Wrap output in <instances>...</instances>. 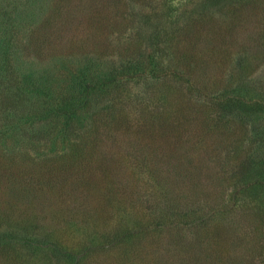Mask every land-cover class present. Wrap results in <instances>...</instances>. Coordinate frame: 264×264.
I'll use <instances>...</instances> for the list:
<instances>
[{
    "label": "rangeland",
    "instance_id": "rangeland-1",
    "mask_svg": "<svg viewBox=\"0 0 264 264\" xmlns=\"http://www.w3.org/2000/svg\"><path fill=\"white\" fill-rule=\"evenodd\" d=\"M178 1L0 0V167L17 174L0 182V239L17 264H75L68 254L76 264H262L252 229L260 217L229 182L249 127L218 112L219 90L230 86L264 103V61L245 82L231 55L209 64L216 41L237 51L216 39L231 2L186 0L172 19L169 3ZM204 13L206 43L188 62L170 60L172 26ZM258 21L249 31L262 30ZM139 53L144 71L126 76L123 63ZM115 69L118 78L101 76ZM47 96L50 113L40 114ZM62 98L78 105L68 109L80 115L74 126L57 110ZM58 171L62 181L43 182Z\"/></svg>",
    "mask_w": 264,
    "mask_h": 264
},
{
    "label": "trees",
    "instance_id": "trees-1",
    "mask_svg": "<svg viewBox=\"0 0 264 264\" xmlns=\"http://www.w3.org/2000/svg\"><path fill=\"white\" fill-rule=\"evenodd\" d=\"M207 5L213 4L221 5V1L223 0H204ZM217 3H216V2ZM227 1V0H226ZM231 2V6L228 9L226 4H223L227 7L226 15L228 16V19L222 21V25H217V29H219L218 35H216V39H221L222 37L226 39L227 43L233 47L236 48L237 51L234 53L233 50H229L228 48H221L220 42L216 41L215 45H213V48L210 49V54L208 57V62H210L214 65L217 59H223V62L226 61L227 57L231 55L232 61L234 60L238 61L241 65L240 72H241V79L242 82L247 81L250 79L251 74L254 73V71L257 69L256 64L259 62L264 61V27L262 30H256L255 31H249L248 24L252 22V19L254 21H262L264 20V12L263 15L259 14L257 11L261 9L264 10V0H229ZM189 2H186V0H179L177 3L170 2L169 3V16L172 19H177V16L180 13V10L188 7ZM255 4V5H254ZM209 13V12H207ZM204 13L203 15L197 16L195 19L188 20L184 25H175L172 26L170 29L171 31L167 35V38L165 39L166 46L164 48H171L169 53L172 55V58L170 60H177L181 63H185L190 61L191 58L194 57V54L196 53V48H198V41L204 40V36L201 34L202 25L205 24L203 17L207 14ZM211 14V13H210ZM208 17L213 18L212 16ZM258 18V19H257ZM258 21V22H259ZM259 22V23H260ZM207 24V22H206ZM251 30V29H250ZM216 33V34H217ZM158 32H155L154 35L151 36L153 39H157ZM248 37L252 39V42L249 44L242 43V39L244 37ZM190 37V39L187 41V43L184 45V41L186 38ZM159 42V41H158ZM206 43V40H204ZM141 46V45H140ZM159 49V48H158ZM201 51V49H199ZM143 51V50H142ZM120 55H124V53H120ZM141 53L138 54V57L131 65L128 63H123L124 67L122 70H125L126 76L133 77L130 75L131 73H140L143 72L145 69L146 61L144 57V54ZM156 56V57H155ZM153 60L155 61V65H157V68H161L163 64V60L161 59L162 56L158 53L155 54ZM237 56V57H236ZM64 57V56H60ZM60 60H63L60 58ZM225 60V61H224ZM200 64V63H199ZM215 66V65H214ZM200 68V65H198ZM195 68V67H194ZM170 73L172 74L173 68L169 66ZM115 70H103L101 73V76L104 78H118L116 74L120 73ZM227 68L222 72V77H228L226 74ZM85 73V74H84ZM123 73V72H122ZM124 73V74H125ZM81 74H84V76L87 74L85 72V69L82 70ZM79 76V75H77ZM170 76V74L168 75ZM84 79V78H83ZM111 81V80H109ZM119 81V80H118ZM222 82V81H221ZM74 86L77 89H81L84 93V96L86 99L84 85L82 83V80H79L78 83L74 82ZM237 86H230L226 90L222 89L219 90V92L223 91V95H220L221 102L219 103L221 107V112L219 113L220 118L222 119H230L232 117H237L249 127V132L247 136V142H246V155L243 158L237 157V161L234 165H232V170L230 173V180L229 182L235 185L232 190L233 194L236 195V197L241 196V198H238L246 205H253L254 211L252 212L257 219V224L259 223L258 215L260 217V224L259 226L256 225L252 229L255 231L256 238H260V241L257 243V247L259 249L258 254H256L255 258L259 259V263L262 262L264 264V103L261 104V99L258 98V95H250L248 103L246 102V95L249 94V91H239L236 89ZM48 98H45L44 101L41 102L42 111L41 113H50L49 112V105L52 101V96H47ZM255 97V98H254ZM61 102L63 105H60V108H57L62 110V114L65 118L68 120L69 125L76 124L77 119L79 118V114L75 113L74 111H70L71 107L78 108V105L68 98H62ZM73 105V106H72ZM72 109V108H71ZM68 110V111H66ZM74 127H72L73 129ZM65 139V137H64ZM93 141L97 143L98 141H102L101 138H95L93 136ZM79 143L75 142L73 145H78ZM242 146V144H240ZM240 147V146H239ZM236 149H238V144H236ZM237 154V153H236ZM238 155V154H237ZM234 166V167H233ZM3 170V171H2ZM11 171V172H10ZM12 173H14L15 177H17L16 172L13 171V169L7 168V167H0V182H3V179L6 177L12 178ZM55 175V174H54ZM57 175L59 176H51L49 179H46V176L42 178L43 182L48 181L47 184H50L52 182H56L58 179L62 181V173L61 171H58ZM66 175V174H65ZM63 175V176H65ZM6 180V179H5ZM26 186V185H25ZM24 188V185L21 187V189ZM28 189H30L28 187ZM39 189V188H38ZM5 202V201H4ZM9 202V201H8ZM256 211V212H255ZM258 213V215H257ZM3 216H0V218L3 219ZM131 217H128L126 222H131ZM3 222H6L3 220ZM55 234L58 235V233L55 231ZM54 234V236H55ZM11 243L7 240L0 239V245L4 247L3 253H0V264H17L16 260L13 259V256L11 254L10 249L6 250L7 245ZM207 247V251L210 252L211 255H215L217 258L222 254L220 248H217L215 251H213L212 247ZM215 248V247H213ZM255 248V247H254ZM175 249V248H174ZM173 248L170 249L172 252V255L176 254L179 250H174ZM69 258L73 260V262L76 264L78 260H75L74 257L71 254H68ZM195 257V256H194ZM220 258H222L220 256ZM195 259V261H194ZM172 259L168 261V264H172ZM181 260V261H179ZM222 261V260H221ZM130 261L128 260H121V264H128ZM175 262H173L174 264ZM131 264H142L141 261L137 260H131ZM157 264V263H156ZM176 264H201V260H199V257H186L183 259V257H179L177 259ZM255 264V263H254ZM261 264V263H260Z\"/></svg>",
    "mask_w": 264,
    "mask_h": 264
}]
</instances>
